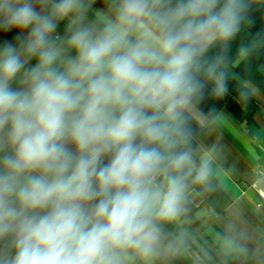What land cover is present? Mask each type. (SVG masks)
<instances>
[{
    "label": "clouds",
    "instance_id": "clouds-1",
    "mask_svg": "<svg viewBox=\"0 0 264 264\" xmlns=\"http://www.w3.org/2000/svg\"><path fill=\"white\" fill-rule=\"evenodd\" d=\"M247 7L0 0V264H154L171 250L163 225L212 172V153L190 146L201 76L226 91L204 57Z\"/></svg>",
    "mask_w": 264,
    "mask_h": 264
},
{
    "label": "crops",
    "instance_id": "crops-1",
    "mask_svg": "<svg viewBox=\"0 0 264 264\" xmlns=\"http://www.w3.org/2000/svg\"><path fill=\"white\" fill-rule=\"evenodd\" d=\"M94 7L106 10L105 3ZM259 71L264 75V65ZM239 80L256 90L252 123L239 121L225 107L208 119L195 105L191 110L205 124L193 153L199 159L211 152L212 172L205 184L191 185L182 216L163 225L172 248L154 264H264V94ZM227 236L239 239L246 251L226 250Z\"/></svg>",
    "mask_w": 264,
    "mask_h": 264
},
{
    "label": "trees",
    "instance_id": "trees-1",
    "mask_svg": "<svg viewBox=\"0 0 264 264\" xmlns=\"http://www.w3.org/2000/svg\"><path fill=\"white\" fill-rule=\"evenodd\" d=\"M245 2L248 7L240 31L227 44L218 43L212 46L204 57L207 63H217L218 72L223 74L226 83V91L222 95H217L215 82L201 76L205 86L193 104L207 119L225 107L239 121L245 124L253 122L257 101L251 93L247 101L241 99V93L246 89L239 79L251 82L264 94V75L259 71V66L264 65V2L262 0ZM242 48L248 49V55L240 58ZM188 116L191 130L190 146L193 150L195 138L204 132L205 124L191 112Z\"/></svg>",
    "mask_w": 264,
    "mask_h": 264
}]
</instances>
